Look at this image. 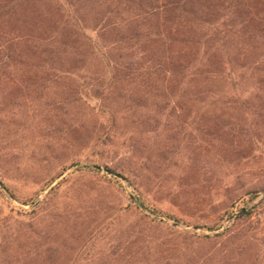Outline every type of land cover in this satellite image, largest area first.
Masks as SVG:
<instances>
[{
	"label": "rangeland",
	"instance_id": "rangeland-1",
	"mask_svg": "<svg viewBox=\"0 0 264 264\" xmlns=\"http://www.w3.org/2000/svg\"><path fill=\"white\" fill-rule=\"evenodd\" d=\"M251 62L148 82L183 109L91 95L94 109H57L55 84L41 96L1 72L0 264H264V60ZM86 66L105 72L96 53Z\"/></svg>",
	"mask_w": 264,
	"mask_h": 264
},
{
	"label": "trees",
	"instance_id": "trees-1",
	"mask_svg": "<svg viewBox=\"0 0 264 264\" xmlns=\"http://www.w3.org/2000/svg\"><path fill=\"white\" fill-rule=\"evenodd\" d=\"M0 50V74L15 68L25 83L23 90L35 87L42 96L53 84L58 86L57 109H94L87 101L90 95L100 100L98 109L143 108L149 100L157 109H183L167 90L160 100L155 83L148 82L161 76L180 82L188 77L226 79L236 65L256 71L258 67L250 62L264 60V4L259 0H0ZM95 53L105 72L91 76L80 72ZM1 79L0 75L3 94ZM180 82L171 94L179 92ZM134 83L146 84L144 90L151 91V97L130 93L125 86Z\"/></svg>",
	"mask_w": 264,
	"mask_h": 264
},
{
	"label": "water",
	"instance_id": "water-1",
	"mask_svg": "<svg viewBox=\"0 0 264 264\" xmlns=\"http://www.w3.org/2000/svg\"><path fill=\"white\" fill-rule=\"evenodd\" d=\"M241 212H242V210L239 211L238 213L232 215V216L229 218L228 222H231V221H232L234 218H236Z\"/></svg>",
	"mask_w": 264,
	"mask_h": 264
}]
</instances>
